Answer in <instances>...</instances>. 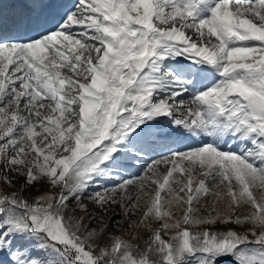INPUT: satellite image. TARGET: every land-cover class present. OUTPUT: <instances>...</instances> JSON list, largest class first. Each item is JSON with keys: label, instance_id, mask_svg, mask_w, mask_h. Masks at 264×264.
Wrapping results in <instances>:
<instances>
[{"label": "snow or ice", "instance_id": "1", "mask_svg": "<svg viewBox=\"0 0 264 264\" xmlns=\"http://www.w3.org/2000/svg\"><path fill=\"white\" fill-rule=\"evenodd\" d=\"M0 264H264V0H0Z\"/></svg>", "mask_w": 264, "mask_h": 264}, {"label": "rangeland", "instance_id": "2", "mask_svg": "<svg viewBox=\"0 0 264 264\" xmlns=\"http://www.w3.org/2000/svg\"><path fill=\"white\" fill-rule=\"evenodd\" d=\"M164 171V169L163 168H161V173ZM85 202H87L86 200H85ZM205 203H207V201L206 200H202L201 201V204H205ZM222 206V205H221ZM118 209L116 208V206H112V207H110L109 208V212H108V214L107 215H112V213L114 212V211H117ZM247 211V209L246 208H242V209H240L239 210V213H245ZM201 214H204L203 213V210H202V212H201ZM123 217L122 216H117L116 217V219H122ZM135 218H137V217H133V219H135ZM105 220H107V216L105 217ZM95 223H99L98 221L97 222H95ZM114 224H115V221H113V223L109 226V231H112V232H114V233H117V234H119L120 232H122V229H117V228H115V226H114ZM218 227H219V225H218ZM141 235L143 236V235H145L144 233H141ZM134 243H142V241L141 240H136V241H133Z\"/></svg>", "mask_w": 264, "mask_h": 264}, {"label": "bare ground", "instance_id": "3", "mask_svg": "<svg viewBox=\"0 0 264 264\" xmlns=\"http://www.w3.org/2000/svg\"><path fill=\"white\" fill-rule=\"evenodd\" d=\"M132 171H139V169H134V170H132Z\"/></svg>", "mask_w": 264, "mask_h": 264}]
</instances>
